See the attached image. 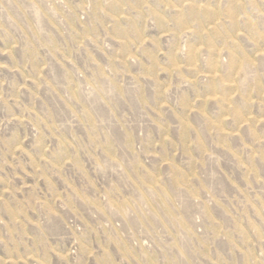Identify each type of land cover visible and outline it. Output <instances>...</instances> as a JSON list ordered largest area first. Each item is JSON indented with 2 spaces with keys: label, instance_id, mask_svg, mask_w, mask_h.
<instances>
[{
  "label": "rangeland",
  "instance_id": "rangeland-1",
  "mask_svg": "<svg viewBox=\"0 0 264 264\" xmlns=\"http://www.w3.org/2000/svg\"><path fill=\"white\" fill-rule=\"evenodd\" d=\"M0 264H264V0H0Z\"/></svg>",
  "mask_w": 264,
  "mask_h": 264
}]
</instances>
